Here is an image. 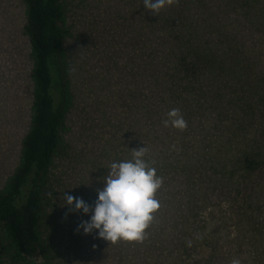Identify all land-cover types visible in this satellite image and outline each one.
<instances>
[{
  "label": "trees",
  "instance_id": "trees-1",
  "mask_svg": "<svg viewBox=\"0 0 264 264\" xmlns=\"http://www.w3.org/2000/svg\"><path fill=\"white\" fill-rule=\"evenodd\" d=\"M76 1L22 0L33 92L18 163L0 188V264H264V90L235 32L228 42L230 4L176 0L154 16L143 0L123 1L119 31L93 53L90 87L104 79L103 111L73 80L84 72L88 3ZM174 108L183 129L162 123ZM100 120L110 131L98 140ZM76 143H90L92 158ZM143 146L162 180L144 239L112 243L77 230L91 213L72 211L61 193L93 205L110 165Z\"/></svg>",
  "mask_w": 264,
  "mask_h": 264
},
{
  "label": "rangeland",
  "instance_id": "rangeland-1",
  "mask_svg": "<svg viewBox=\"0 0 264 264\" xmlns=\"http://www.w3.org/2000/svg\"><path fill=\"white\" fill-rule=\"evenodd\" d=\"M123 1L125 0H88V5L86 4L83 9L80 5L81 23L85 26L81 29L79 38V45L85 42V45H80L84 48L81 55V57L85 55L82 61L84 72L80 74L74 70L73 74L76 72V75L73 80L80 81V93L87 94L88 91L92 98L101 99L98 104L103 111L108 99L105 97L104 79L101 80L99 75L96 80V83H99L97 87L95 85L94 89L90 87V84L95 82L91 76L93 53L99 46L105 44L112 32L119 31L120 23L116 21L117 17L114 13L121 5L124 6ZM224 2L230 4L234 11L231 17L236 19L234 25L228 22L231 32L228 42L231 44L232 33L235 32L233 37L238 39V48L244 55L248 54L247 64L250 65L248 70L264 90V0H224ZM76 3L81 4L80 0ZM240 23L245 24L246 29L241 28ZM24 24L22 0H0V188L18 163L21 140L30 123L33 92V82L30 77L32 60L29 39L22 32ZM244 32H247L246 36L243 35ZM72 52L75 54L76 51ZM73 53L70 56L72 66L76 64ZM115 75L116 73L113 72L114 77ZM56 78L57 75L53 80L52 89L55 103L59 99V82ZM90 78H92L91 82ZM115 89L114 82L110 90L112 92ZM117 93L118 91L114 95ZM89 100L91 102L90 97ZM109 131L102 120L96 124L95 133L98 134V140L100 137H106ZM76 145V153H81L79 150L82 149L86 157L92 158V153L95 151L90 143L84 146H79L78 143ZM90 171L91 168L86 166L80 174H83L84 180L88 183L92 178ZM259 185L264 196V176L259 179Z\"/></svg>",
  "mask_w": 264,
  "mask_h": 264
},
{
  "label": "clouds",
  "instance_id": "clouds-1",
  "mask_svg": "<svg viewBox=\"0 0 264 264\" xmlns=\"http://www.w3.org/2000/svg\"><path fill=\"white\" fill-rule=\"evenodd\" d=\"M176 0H143L145 10L156 16L161 9L171 6ZM165 127L171 125L177 129L186 127L179 109H171L162 122ZM131 159L113 162L110 171L103 180V187L96 189L97 198L89 205L80 197H74L63 191V205L72 211H80L89 219L81 220L77 230L89 234L96 230L97 236L108 242L118 240L142 241L145 230L153 220V213L158 210L159 202L155 198L162 180L154 167L146 159L145 146L132 148ZM232 264H240L234 259Z\"/></svg>",
  "mask_w": 264,
  "mask_h": 264
}]
</instances>
